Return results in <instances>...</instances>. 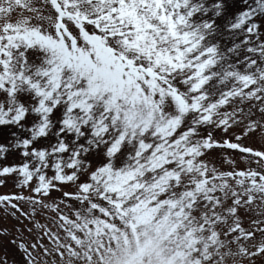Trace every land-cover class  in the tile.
Wrapping results in <instances>:
<instances>
[{"label":"snow or ice","instance_id":"6c2138e0","mask_svg":"<svg viewBox=\"0 0 264 264\" xmlns=\"http://www.w3.org/2000/svg\"><path fill=\"white\" fill-rule=\"evenodd\" d=\"M9 184L22 264H264V0H0Z\"/></svg>","mask_w":264,"mask_h":264},{"label":"rangeland","instance_id":"374dc122","mask_svg":"<svg viewBox=\"0 0 264 264\" xmlns=\"http://www.w3.org/2000/svg\"><path fill=\"white\" fill-rule=\"evenodd\" d=\"M14 190L12 185L9 184L7 188L0 187V193ZM7 255L9 264H22V258L19 251L13 245L2 244L0 245V257Z\"/></svg>","mask_w":264,"mask_h":264}]
</instances>
